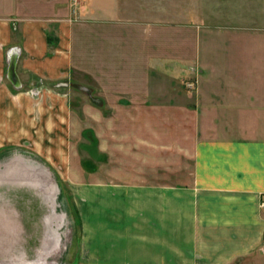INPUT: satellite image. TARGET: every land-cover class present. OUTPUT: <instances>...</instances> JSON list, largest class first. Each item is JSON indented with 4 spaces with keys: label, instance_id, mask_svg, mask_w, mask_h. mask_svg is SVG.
Here are the masks:
<instances>
[{
    "label": "rangeland",
    "instance_id": "1",
    "mask_svg": "<svg viewBox=\"0 0 264 264\" xmlns=\"http://www.w3.org/2000/svg\"><path fill=\"white\" fill-rule=\"evenodd\" d=\"M89 2L87 11H83V5ZM18 14L51 17L55 25L65 22L72 32L68 76L40 81V85L27 80L29 85L23 92L49 114L45 121H51L48 125L54 131L56 128L55 133L49 130L50 135L43 137L41 127H32L33 134H26L32 138L15 139L18 129L11 130L9 121L11 139L0 150V208L14 207L15 222L23 220V225L16 226L20 230L24 227L25 249H21L32 264L80 263L74 252L84 233L79 206L84 192L83 185L76 183L80 177L75 169L78 165L82 169L80 179L88 183L135 175L127 170L134 167L123 162L129 158L126 144L133 128L144 125L117 123L112 130L113 124L108 122L113 117L122 121L151 114L157 115L159 123L164 115L169 119L160 125L168 133L154 140L152 149L144 148L140 141L136 146L139 151L176 150L181 133L175 128L183 124L177 116L185 117L195 109L203 114L205 125L216 107L214 111L222 110L220 115L228 112L227 120L235 118L231 120L235 129L257 126L239 114V107H223V103H239L238 96L224 97L223 93L220 101L215 95L210 99L214 103L211 106L203 102L202 87H264V0H119V6L116 0H79L76 8L72 0H0V15ZM54 34L53 28L48 30L52 40ZM37 107L35 117L42 121L41 114L37 117ZM261 111L260 116H264V108ZM100 116L106 123L105 130L99 132L95 121ZM69 133L75 137L71 141ZM113 144L121 148L116 150ZM190 146L186 143L182 149L185 157ZM21 163L43 169L40 173L44 176L11 170ZM102 164L107 169L122 170L103 171ZM163 167L159 173L172 177ZM159 173L154 176H161ZM49 215L51 222L45 226ZM0 218L7 219L5 210H0ZM45 227L52 231L50 237L43 234ZM50 242L51 247L47 245ZM53 248L56 252H49Z\"/></svg>",
    "mask_w": 264,
    "mask_h": 264
},
{
    "label": "crops",
    "instance_id": "2",
    "mask_svg": "<svg viewBox=\"0 0 264 264\" xmlns=\"http://www.w3.org/2000/svg\"><path fill=\"white\" fill-rule=\"evenodd\" d=\"M90 3L83 5V11H87ZM116 3L119 6V0ZM52 28L57 34L55 40L48 35ZM69 29L65 22L55 25L51 17L0 15V150L11 139L9 121L11 130L18 129L15 139L32 138L26 135L33 134L32 127H41L43 137L50 135L49 130L55 133L56 128L54 131L48 125L51 121H45L49 114L23 92L29 85L27 80L40 85V81L68 76L72 68ZM13 48H19L20 88L7 77L8 52ZM221 85L211 84L206 88L208 91L202 87L203 102L209 103L215 95L221 101L223 93L224 97L238 96L239 103H223V107L233 110L239 107V114L243 113L242 117L257 126L235 129L231 124L233 118L227 120L228 112L220 115L222 110L216 112V107L206 126L203 114L195 109L185 117L177 116V121L183 124L175 128L181 133L176 150L166 147L160 151H139L136 146L140 141L144 148L152 149L150 144L168 133V129L160 126L169 121L165 115L160 123L155 120L157 115L151 114L124 121L113 117L108 122L113 124L112 130L117 123L144 125L133 128L135 131L126 144L129 158L123 162L134 167L127 170L135 175L125 180L88 183L80 179L81 167L75 168L80 175L76 183L83 185L84 192L79 203L84 233L74 251L79 264H264V127H259L264 124V116H260L264 87L258 84L252 89L248 84L246 87L232 84L234 87L224 90ZM36 107L37 117L41 114L42 121L35 117ZM95 122L97 131L105 130L103 116ZM68 137L70 141L75 138L71 133ZM186 143L191 150L185 157L182 149ZM113 146L116 150L121 148ZM105 164L101 165L103 171L107 169ZM19 166L11 170L39 171L24 163ZM161 166L173 176L159 173ZM121 170V167L107 169ZM156 173L161 176H154ZM50 217H46V225L51 222Z\"/></svg>",
    "mask_w": 264,
    "mask_h": 264
},
{
    "label": "water",
    "instance_id": "3",
    "mask_svg": "<svg viewBox=\"0 0 264 264\" xmlns=\"http://www.w3.org/2000/svg\"><path fill=\"white\" fill-rule=\"evenodd\" d=\"M18 53H19V48H13V49L9 50V52H8L7 77L15 85V87L20 88L21 87V81L19 79V75H18V72H17V62H18V57H19ZM1 207L2 208H0V210L1 209L2 210L6 209L7 219H5V220H3L1 222V226L2 227L0 228V230L4 229L3 231H6L7 227L12 226V224L17 225L18 227L20 226V224H22V225L24 224L22 219L19 222H15L16 220H18V218H17V216L15 214V210H14L15 208H12L13 212H9L8 213L7 212V208L4 207V205L1 206ZM10 214H12V215H10ZM5 223H7V225ZM2 234L0 235V264H13L12 262H14V263L16 262L17 263L18 261H22V259H16V257H21L22 258L23 255L26 258L27 253H26L25 250H22V249H25L24 248V246H25L24 227H23L22 230L18 229L16 236L11 238L13 240V243H11L9 247H8V241L10 239L9 236L11 234L10 235H8L7 233H2ZM11 249H12V251H15V250H19V251L9 253L8 251L11 250ZM21 251H22L23 254H21L20 256H16V254L18 252H21ZM13 253H14V255L8 256V255L13 254ZM6 258L9 259V261H8L9 263H7L5 260H3V259H6ZM28 261H30V260H28Z\"/></svg>",
    "mask_w": 264,
    "mask_h": 264
},
{
    "label": "bare ground",
    "instance_id": "4",
    "mask_svg": "<svg viewBox=\"0 0 264 264\" xmlns=\"http://www.w3.org/2000/svg\"><path fill=\"white\" fill-rule=\"evenodd\" d=\"M28 167V166H27ZM39 168V167H38ZM40 169V168H39ZM30 170V169H29ZM42 171V172H41ZM43 169H41L40 171H38V172H34V173H32V172H30V174H31V176H33L34 174L36 175V177L37 176H39V177H41V176H44V174H41V173H43ZM41 172V173H40ZM48 172V171H47ZM27 173V172H26ZM47 174V173H46ZM25 175V174H24ZM34 175V176H35ZM33 176V177H34ZM23 178V177H22ZM42 178V177H41ZM47 179V178H46ZM52 180V179H51ZM25 181V180H24ZM33 181V183H36V184H38L39 183V180H32ZM26 182H28V181H26ZM41 190V189H40ZM46 191V190H45ZM44 191V192H45ZM48 191V190H47ZM7 208V212L9 213V212H13V210H12V207H6ZM14 208V207H13ZM15 210V209H14ZM5 211H6V209H5ZM15 213H17V212H15ZM6 219V218H5ZM3 220L0 218V228L2 227L1 226V222H2ZM43 222V221H42ZM6 225H7V223H5ZM44 224H45V226H46V221H44ZM22 225V224H21ZM5 228V227H4ZM47 228V227H46ZM53 229V228H52ZM4 230V229H3ZM2 229L0 230V235L2 234V233H7L8 235H10L9 237H10V239H9V241H8V247L10 246V244L11 243H13V240L11 239V238H13L14 236H16V234H17V231H18V228H17V226L15 225V224H12V226H10V227H7V229H6V231H3ZM48 230H49V228H48ZM69 230V229H68ZM50 231V233L48 232V234L46 235V236H49L50 237V235H52V231L51 230H49ZM44 232H45V230H44ZM3 235V234H2ZM2 238V237H1ZM49 239V238H48ZM60 239V238H59ZM7 240V239H6ZM49 241H50V239H49ZM48 246H50L51 247V242H50V245H48ZM48 246H47V249L46 250H48ZM59 247V246H58ZM57 247V248H58ZM10 249V248H9ZM51 249V248H50ZM56 248H53L52 250H50L49 252H56V250H55ZM9 253H11V252H15V251H12V249L11 250H9L8 251ZM48 252V251H47ZM38 253H39V250H38ZM37 253V254H38ZM21 254H23L22 253V251L21 252H18L17 254H16V256H20ZM12 255H14V253L13 254H11V255H9V256H12ZM27 256V255H26ZM8 258V257H7ZM5 259L6 260V262L7 263H9L8 261H9V259ZM16 259H22V261H18L17 263H21V264H32L33 262L32 261H28V259L27 258H25L24 257V255L22 256V258L21 257H16Z\"/></svg>",
    "mask_w": 264,
    "mask_h": 264
},
{
    "label": "built area",
    "instance_id": "5",
    "mask_svg": "<svg viewBox=\"0 0 264 264\" xmlns=\"http://www.w3.org/2000/svg\"><path fill=\"white\" fill-rule=\"evenodd\" d=\"M78 1H79V0H72V2H73V6H75V8H76V5L78 4ZM74 10H76V9H74ZM262 205L264 206V199H263V203H262Z\"/></svg>",
    "mask_w": 264,
    "mask_h": 264
},
{
    "label": "flooded vegetation",
    "instance_id": "6",
    "mask_svg": "<svg viewBox=\"0 0 264 264\" xmlns=\"http://www.w3.org/2000/svg\"><path fill=\"white\" fill-rule=\"evenodd\" d=\"M30 229H31L30 231H34V229H32V228H30ZM44 230H45V232H46V235H47V234H48V229L45 227V229H44ZM43 234H44V231H43ZM43 234H42V235H43ZM36 252H37V251H36Z\"/></svg>",
    "mask_w": 264,
    "mask_h": 264
}]
</instances>
